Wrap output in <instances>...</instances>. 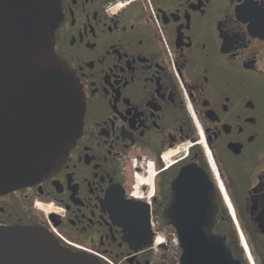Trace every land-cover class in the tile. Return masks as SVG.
<instances>
[{"label":"flooded vegetation","instance_id":"af4514ba","mask_svg":"<svg viewBox=\"0 0 264 264\" xmlns=\"http://www.w3.org/2000/svg\"><path fill=\"white\" fill-rule=\"evenodd\" d=\"M58 1L82 134L55 174L0 194V226L104 264H180L155 238L210 191L236 259L264 264V0Z\"/></svg>","mask_w":264,"mask_h":264},{"label":"water","instance_id":"95a60500","mask_svg":"<svg viewBox=\"0 0 264 264\" xmlns=\"http://www.w3.org/2000/svg\"><path fill=\"white\" fill-rule=\"evenodd\" d=\"M60 20L58 0H0V194L55 174L82 134L79 80L54 51ZM205 177H198L203 185ZM197 204L171 219L179 225L180 264H240L218 231L213 193ZM0 264L102 263L64 247L44 227L12 225L0 226Z\"/></svg>","mask_w":264,"mask_h":264},{"label":"rangeland","instance_id":"374dc122","mask_svg":"<svg viewBox=\"0 0 264 264\" xmlns=\"http://www.w3.org/2000/svg\"><path fill=\"white\" fill-rule=\"evenodd\" d=\"M111 11V10H110ZM112 12V11H111ZM22 188V187H21ZM171 241V240H170ZM172 247H174L175 248V251H178V253H179V250L177 249V246H175V245H173ZM161 253H163V251L161 250Z\"/></svg>","mask_w":264,"mask_h":264},{"label":"bare ground","instance_id":"6f19581e","mask_svg":"<svg viewBox=\"0 0 264 264\" xmlns=\"http://www.w3.org/2000/svg\"><path fill=\"white\" fill-rule=\"evenodd\" d=\"M161 242H162V240L159 238V239H158V243H161Z\"/></svg>","mask_w":264,"mask_h":264}]
</instances>
